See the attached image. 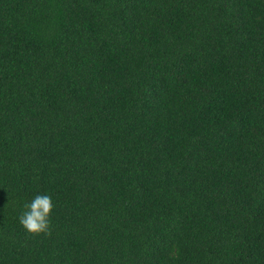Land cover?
<instances>
[{
  "label": "trees",
  "instance_id": "1",
  "mask_svg": "<svg viewBox=\"0 0 264 264\" xmlns=\"http://www.w3.org/2000/svg\"><path fill=\"white\" fill-rule=\"evenodd\" d=\"M0 264H264V0H0Z\"/></svg>",
  "mask_w": 264,
  "mask_h": 264
},
{
  "label": "clouds",
  "instance_id": "2",
  "mask_svg": "<svg viewBox=\"0 0 264 264\" xmlns=\"http://www.w3.org/2000/svg\"><path fill=\"white\" fill-rule=\"evenodd\" d=\"M26 211L19 216V223L32 235H51L50 216L54 205L50 195H36L33 200L24 205Z\"/></svg>",
  "mask_w": 264,
  "mask_h": 264
}]
</instances>
